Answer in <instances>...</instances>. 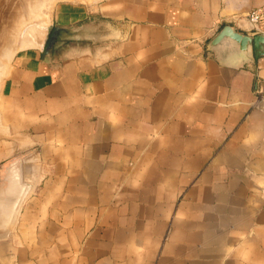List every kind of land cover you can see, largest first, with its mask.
I'll return each mask as SVG.
<instances>
[{"label":"crops","instance_id":"0c3cea01","mask_svg":"<svg viewBox=\"0 0 264 264\" xmlns=\"http://www.w3.org/2000/svg\"><path fill=\"white\" fill-rule=\"evenodd\" d=\"M262 2L58 3L94 41L2 79L0 264H264V56L207 49Z\"/></svg>","mask_w":264,"mask_h":264},{"label":"water","instance_id":"95a60500","mask_svg":"<svg viewBox=\"0 0 264 264\" xmlns=\"http://www.w3.org/2000/svg\"><path fill=\"white\" fill-rule=\"evenodd\" d=\"M48 42L44 50V55H50L57 48L68 42L94 41L90 35V26H59L48 28ZM209 52L215 53L219 59L231 58L236 53H243L249 58L255 54L256 57L264 56V34L250 36L236 31L232 26L223 27L214 39L208 44ZM16 161L13 159L10 163ZM3 182V174L0 170V185ZM23 193L19 197V202L26 193L27 185L23 186ZM17 202L16 206L19 204Z\"/></svg>","mask_w":264,"mask_h":264},{"label":"rangeland","instance_id":"374dc122","mask_svg":"<svg viewBox=\"0 0 264 264\" xmlns=\"http://www.w3.org/2000/svg\"><path fill=\"white\" fill-rule=\"evenodd\" d=\"M63 1L68 0H44V5L41 8L43 17L40 16V18L39 15H37L39 14L38 12L32 13L30 10H28V6L26 4L28 0H0V52L2 46L5 44V42H7L9 35L18 27H20L21 33L22 29L24 30L26 27L40 24L42 21L50 26L53 20L56 5ZM23 20H25L24 23H22ZM10 30L11 32H9ZM47 34L48 27L44 36H42V34L38 35L42 39V43L44 42ZM2 79L0 80L1 82Z\"/></svg>","mask_w":264,"mask_h":264},{"label":"bare ground","instance_id":"6f19581e","mask_svg":"<svg viewBox=\"0 0 264 264\" xmlns=\"http://www.w3.org/2000/svg\"><path fill=\"white\" fill-rule=\"evenodd\" d=\"M26 4L28 6V10H30L32 13L38 12L39 14L37 15H39V17H43L41 8L44 5V0H28ZM24 21L25 20H23L22 23H24ZM47 27L49 28V25L42 21L40 24L26 27L24 30L22 29L21 33L20 27H18L9 35L7 42H5V44L2 46L0 52V80L2 77H4L3 75L6 74L10 62L17 51L21 49H27V47L31 48L34 46L37 48L36 46H38L40 48L42 46V39L38 35L42 34V36H44ZM9 32H11V30Z\"/></svg>","mask_w":264,"mask_h":264},{"label":"built area","instance_id":"2783aa9c","mask_svg":"<svg viewBox=\"0 0 264 264\" xmlns=\"http://www.w3.org/2000/svg\"><path fill=\"white\" fill-rule=\"evenodd\" d=\"M246 21L250 26L252 35L264 34V0L260 6L252 8L245 16ZM256 105L259 108H264V90H258Z\"/></svg>","mask_w":264,"mask_h":264}]
</instances>
